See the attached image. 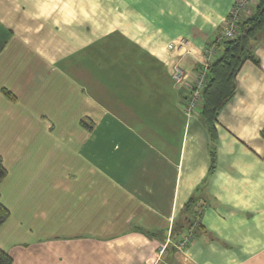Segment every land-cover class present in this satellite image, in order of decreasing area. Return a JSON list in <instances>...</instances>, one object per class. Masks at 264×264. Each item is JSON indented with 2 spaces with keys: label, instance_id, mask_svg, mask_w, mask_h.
I'll use <instances>...</instances> for the list:
<instances>
[{
  "label": "crops",
  "instance_id": "obj_1",
  "mask_svg": "<svg viewBox=\"0 0 264 264\" xmlns=\"http://www.w3.org/2000/svg\"><path fill=\"white\" fill-rule=\"evenodd\" d=\"M233 2L0 0L11 264H264V29L211 127L184 109Z\"/></svg>",
  "mask_w": 264,
  "mask_h": 264
},
{
  "label": "trees",
  "instance_id": "obj_2",
  "mask_svg": "<svg viewBox=\"0 0 264 264\" xmlns=\"http://www.w3.org/2000/svg\"><path fill=\"white\" fill-rule=\"evenodd\" d=\"M264 29V0H258L255 11L237 22V33L231 39L223 38L220 53L213 58L201 91L200 114L208 126L216 118L218 111L235 91V77L245 59H253L249 55L248 46L251 40L259 38ZM7 170L0 157V181L6 176ZM9 216V210L0 202V226ZM189 235V234H188ZM188 236H183L182 238ZM11 256L0 248V264H11Z\"/></svg>",
  "mask_w": 264,
  "mask_h": 264
},
{
  "label": "built area",
  "instance_id": "obj_3",
  "mask_svg": "<svg viewBox=\"0 0 264 264\" xmlns=\"http://www.w3.org/2000/svg\"><path fill=\"white\" fill-rule=\"evenodd\" d=\"M247 4H250L249 0H235L234 4L232 5L228 16L224 19L225 24H227L226 28H224L221 32L222 38L231 39L235 36L237 33V22L240 20V14L241 12H245ZM233 11V12H232ZM230 13L233 16L231 20ZM220 36V35H219ZM218 36V38H219ZM218 40V39H217ZM169 47H172L171 44H169ZM216 43H212L205 47L204 53H203V59L201 61V64L198 67V70L195 74V77L193 81L191 82L188 90V96L186 98V101L184 103V109L185 111L191 112L194 110V108L201 103V91L204 86L205 80H206V72L210 65V63L213 60V55L216 54L217 51H215ZM171 77L174 81V83H181L183 85L185 83V80L188 78L189 73L182 68V66L178 63H174L171 65ZM188 238L184 237L181 238L177 242L178 247H182L184 244L188 242ZM164 248H161L159 250V255L162 253V250ZM158 260V259H157Z\"/></svg>",
  "mask_w": 264,
  "mask_h": 264
},
{
  "label": "rangeland",
  "instance_id": "obj_4",
  "mask_svg": "<svg viewBox=\"0 0 264 264\" xmlns=\"http://www.w3.org/2000/svg\"><path fill=\"white\" fill-rule=\"evenodd\" d=\"M249 1H250V4L255 3L254 0H249ZM234 2H235V0H234ZM234 2H233V4H234ZM257 2H258V1H257ZM233 4H232V5H233ZM232 5H231V7H232ZM256 5H257V4L255 3V7H254V9H253V8L251 9L250 6L247 4L246 9H245V12H248V13H249V11H252V13H253V12L255 11ZM231 7H230V9H231ZM230 9H229V11H230ZM229 11H228V13H229ZM232 12H233V11H232ZM228 13H227V15L225 16V18L228 16ZM242 13H243V12H241V14H242ZM250 13H251V12H250ZM250 13H249V15L252 14V13H251V14H250ZM241 14H240V20H242L243 18H246V17H247V16H246V17H242ZM229 16H230L229 20H231V19L233 18V16L231 15V13H230ZM225 18H224V19H225ZM225 20H226V19H225ZM225 20H223V21H224V24H225ZM226 26H227V24H226V25H223L222 30H223L224 28H226ZM224 30H225V29H224ZM235 35H236V34H235ZM234 37H235V36H234ZM222 39H223V38L221 37V34H220L217 43H219V41H221ZM215 51H218V49H217V45H216V47H215ZM182 68H183V67H182ZM183 69H184V68H183ZM175 84H176L177 86H180L181 83H175Z\"/></svg>",
  "mask_w": 264,
  "mask_h": 264
}]
</instances>
